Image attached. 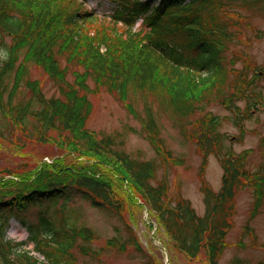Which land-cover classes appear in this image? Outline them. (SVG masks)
<instances>
[{
  "label": "trees",
  "instance_id": "16d2710c",
  "mask_svg": "<svg viewBox=\"0 0 264 264\" xmlns=\"http://www.w3.org/2000/svg\"><path fill=\"white\" fill-rule=\"evenodd\" d=\"M86 1L0 0V139L17 129L22 139L53 143L63 151L52 164L44 162L31 173L6 171L11 177L0 181V264H36L22 249L27 242L48 264H73L74 250L94 254L93 230L71 217L78 211L68 205L79 198L121 215L124 204L116 195L113 174L122 176L147 205L173 248L190 260L204 254V264H220L233 227L236 193L252 187L254 208L261 204L264 162L248 170L249 151L234 152L221 131L222 118L209 108L224 107L239 131L264 110L259 88L264 62L237 69L226 58L238 35L227 11L238 7L263 13L264 0H105L113 5L109 22L97 27H86L96 17L83 6ZM32 65L44 71L58 96H45L40 82L30 79ZM70 68H76L71 82ZM99 89L130 104L142 103V114L128 106L145 139L158 153L163 150L165 159L133 157L124 146L127 130L97 132L85 126L91 111L88 93ZM161 115L188 134L201 154L202 215L181 194H170L166 173L158 177L170 157L158 123ZM49 131L57 137L47 135ZM65 151L89 156L112 173L67 166ZM210 155L222 171L217 191L203 177ZM29 208L39 209L38 223L27 224L23 212ZM12 217L26 227L27 241L4 238ZM143 256L144 264H162L161 258ZM226 264L241 263L234 259Z\"/></svg>",
  "mask_w": 264,
  "mask_h": 264
},
{
  "label": "rangeland",
  "instance_id": "374dc122",
  "mask_svg": "<svg viewBox=\"0 0 264 264\" xmlns=\"http://www.w3.org/2000/svg\"><path fill=\"white\" fill-rule=\"evenodd\" d=\"M83 6L93 10L96 15L92 22L86 24V27H97L109 22L110 8L113 5L108 1L87 0ZM230 9L227 13L232 20L234 30H238V35L226 54L227 61L234 60V67L237 69L245 63L253 68L262 65L264 62V12L252 14L238 7ZM5 42L9 44V38H6ZM75 69H69L67 79L70 82L73 81L72 74ZM29 77L40 82L45 96L59 95L56 86L38 66L32 65L29 68ZM89 84L94 89V85L91 82ZM259 88L264 102V76L259 81ZM22 89L24 90L21 92L27 94V90ZM88 98L91 103V111L85 123L88 129L97 132L127 130L124 146L133 157L147 160L158 156L160 160L165 159L164 151L161 150L162 152L158 153L156 149L159 148H154L145 139L138 119L133 116L128 106L129 104L137 113L142 114L143 107L140 101L129 100L132 103L130 104L127 100H121L117 94L108 93L104 89L89 92ZM209 111L222 118L221 131L228 135L227 144L234 152L249 151L248 170L257 169L258 165L264 162V110L259 109L249 120L245 121L241 131L229 122V112L224 107L214 104ZM2 123L0 121V124ZM158 123L166 150L170 153L168 160L159 168L158 177L161 178L166 173L169 179L170 194H181L191 202L197 214L202 215L204 207L199 192L198 175L202 161L201 154L194 140L188 134L182 135L165 116H159ZM13 131L11 136L5 132L6 139H0V181L11 177V174H7L6 171L31 173L36 168L39 169L44 162L52 164L54 158L63 153L53 143L27 141L22 139L17 129ZM47 135L57 137L52 131H49ZM21 142L24 143L23 146H20ZM63 157L67 166L94 168L97 173H100V170L106 172L107 176L112 173L111 167L107 169L89 156L65 151ZM221 174L219 163L214 156L210 155L207 158L203 177L214 191L220 187ZM111 177L112 184L117 189L116 195L124 204L121 215L96 209L87 201L79 198H75L68 205L69 208L78 211L71 217H77L79 224L91 228L94 232V239L90 246L95 253L88 256L74 250L73 264H144L143 255H152L154 259L161 258L162 264H204V254L190 260L173 248L163 230L156 223L154 215L132 191L129 183L122 180L123 177L120 175L113 174ZM255 200V190L252 187L240 189L236 193L233 227L227 235L226 248L219 259L220 264H226L234 259L239 260L241 264L264 262V187L261 204L256 209L254 208ZM38 212V208H29L23 212L28 225L38 223ZM50 213L51 211L46 215ZM247 225L249 230L245 229ZM26 230V227L15 218H10L6 236L26 240L28 236ZM25 249L36 255L38 259H42L32 251L31 242H28Z\"/></svg>",
  "mask_w": 264,
  "mask_h": 264
}]
</instances>
